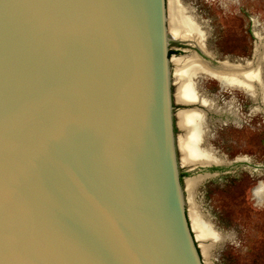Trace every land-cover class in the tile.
<instances>
[{
    "label": "water",
    "instance_id": "water-1",
    "mask_svg": "<svg viewBox=\"0 0 264 264\" xmlns=\"http://www.w3.org/2000/svg\"><path fill=\"white\" fill-rule=\"evenodd\" d=\"M172 40L167 0H0V264H205Z\"/></svg>",
    "mask_w": 264,
    "mask_h": 264
},
{
    "label": "rangeland",
    "instance_id": "rangeland-1",
    "mask_svg": "<svg viewBox=\"0 0 264 264\" xmlns=\"http://www.w3.org/2000/svg\"><path fill=\"white\" fill-rule=\"evenodd\" d=\"M173 1L182 8L188 17L195 18L200 23L205 31V48L215 59L241 62L240 58H249L253 53L256 41L253 34L257 33L261 39H264V0ZM256 21L259 26H252V22L255 23ZM260 49L262 94L264 93V43H262ZM212 76L210 73L203 72L194 77L197 92H199L196 83L198 77V84L206 93L214 92L220 88L219 83L216 81L217 78L214 79V76ZM230 92L228 95L233 96L235 99L232 100L234 107H239L237 103H241L239 98L243 96L242 91L240 89H230ZM220 93L227 94L225 90H221ZM199 94L209 103L205 93ZM259 105L261 111H264L263 100L259 102ZM213 117L226 119L225 116L214 115ZM227 118L232 121V114H228ZM260 118L262 120L260 136L255 135L245 125L237 127L231 123L227 131H223L222 136L225 137V144L223 145L227 146L226 152L231 162L227 167L220 169L218 175L211 177L209 174H195L186 177H202L197 185L193 189L191 188V192H193L187 200L188 212H191V210L196 211L212 225L209 217L203 212L209 210L215 216L217 225L223 230H219L212 225L213 229L220 235V238L215 239L214 243H211L208 239L204 241L197 238L200 250L201 245L205 243L210 245L209 249L201 251L205 264H264V205L254 204L250 189L256 183V179L249 173L250 167H256L254 163L264 161V112L261 113ZM235 119L237 120V118ZM204 127L206 128L205 121ZM202 145L208 147L205 143V136H203ZM249 152L257 154V156L252 159L242 157L244 160L239 157L237 160L240 161H232L234 156ZM211 155L214 160L209 163L214 164L212 163L214 161L216 165L224 164L221 157L216 156L214 153H211ZM224 161L228 163L226 160ZM220 171H228L229 173L224 175ZM209 177L211 179L204 183L207 194L204 198H201L200 207V201L197 202L195 199V188ZM226 230H235L237 232L236 237L232 238V233L224 232Z\"/></svg>",
    "mask_w": 264,
    "mask_h": 264
},
{
    "label": "bare ground",
    "instance_id": "bare-ground-1",
    "mask_svg": "<svg viewBox=\"0 0 264 264\" xmlns=\"http://www.w3.org/2000/svg\"><path fill=\"white\" fill-rule=\"evenodd\" d=\"M167 9L169 14V33L172 39L188 40L196 42L201 48H204L205 31L202 29L200 23L195 18L188 17L182 8L173 0H167ZM258 41L256 43V63L254 67L250 64L246 66L234 65L226 63L223 66L224 74L222 72H213L203 64L204 61L196 57L195 54H190L184 57L177 58L176 68L173 75L177 80V95L183 102H200L204 106L207 101L202 95L198 94L194 84V77L199 73H210L216 77L221 84H231L241 86L246 89L252 98L264 101V93L260 79L259 63H260V47L264 43L259 34L255 33ZM264 38V37H263ZM254 61V62H255ZM230 104V103H229ZM229 109V108H228ZM233 113V112H232ZM179 123L184 128V134L179 137V145L182 150L183 162L195 164H208L214 160L211 155V150L207 146H203L201 140L204 132V114L201 110L187 109L179 111ZM214 162V161H213ZM201 176H193L184 180L185 192L187 200L191 194V188L201 180ZM264 182H259L256 187L252 189L253 198L259 201L263 198ZM194 236L202 240L219 239L220 235L213 229L212 225L204 220L196 211L191 210L188 213ZM214 242V241H213ZM212 243V242H211ZM210 245H201V251L209 249Z\"/></svg>",
    "mask_w": 264,
    "mask_h": 264
},
{
    "label": "flooded vegetation",
    "instance_id": "flooded-vegetation-1",
    "mask_svg": "<svg viewBox=\"0 0 264 264\" xmlns=\"http://www.w3.org/2000/svg\"><path fill=\"white\" fill-rule=\"evenodd\" d=\"M252 20V18H251ZM252 26H259V23L256 21L255 23L252 22ZM256 38V41L254 43L253 53L249 58H240L241 66H246L250 63L251 59L255 61L256 58V48L255 45L257 43V37L255 34H253ZM205 39V38H204ZM205 44V43H204ZM256 51V52H255ZM261 52V49L259 50ZM190 54H195L196 57L200 58V60L204 61L203 64L207 66V61H209L210 64H217V62H221L222 60L215 59L211 54L208 52V50L205 48H201L200 45H198L196 42L194 43H185L183 40H172L169 44L168 48V55L170 58V66H171V74H172V84H171V91H172V104H173V125H174V132L176 137V145H177V157H178V164H179V175H180V181L183 186L184 194L186 196L185 192V186H184V179L188 176L195 175V174H209L211 177H214L215 175L219 174V170L227 167L230 164V160L228 159V153L226 152L227 146H224V138L222 136V133L227 131L229 124H233L237 127H243V125L247 126L249 130H252L255 135L260 136L261 133V113L264 111H261V107L259 105V99H253L251 94L245 90L244 88H239L238 86H229L226 84H221L215 77L216 81L219 83L220 88H218L214 92L206 93L198 84V77L196 79V83L198 85L199 93H205L208 97L209 103H207L206 106L201 104L200 102H194L187 104L188 102H183L180 98H178L177 95V80L174 78L173 72L176 68V59L179 57H184ZM175 59V60H174ZM257 59V58H256ZM261 59V58H260ZM228 61V64L230 63H237V62H230L227 59H223ZM256 62V61H255ZM208 67V66H207ZM209 68V67H208ZM260 68V76H261V61L259 63ZM213 72H217L215 70H212ZM211 76V75H210ZM211 77V78H212ZM195 84V83H194ZM196 88V87H195ZM230 89H240L242 91V98H239L241 100V103H237L239 107H234V104L232 100H235L233 96H229L228 93L230 92ZM225 90L227 94H221L220 91ZM197 91V90H196ZM231 101V102H230ZM230 103V104H229ZM229 108V109H228ZM187 109H197L201 110L204 114V121L206 123V128L204 127L203 136H205V143L208 145V147L211 150V153H214L216 156H219L223 159L224 164H218L216 165L215 162H212L214 164H205L198 162L197 164H190L183 162L182 158V150L179 145V137H181L184 134V128L179 123V111L181 110H187ZM233 112V113H232ZM228 114H232V121L231 119L227 118ZM214 115L218 116H225L226 119L222 118H215ZM257 116V117H256ZM255 117V118H253ZM237 118V120L235 119ZM253 122V123H252ZM224 131V132H223ZM206 134V135H205ZM181 135V136H180ZM208 138V139H206ZM201 143L203 144V138L201 140ZM222 145V146H220ZM257 154L254 153H243L241 155L234 156L232 161H240L237 160L239 157H247L248 159L255 158ZM224 160H226L228 163H226ZM241 160H244L242 158ZM252 163V162H251ZM254 163V162H253ZM256 167H250V174L252 177L256 179V183L251 187L250 191L252 194V189L258 185L259 182H264V161L254 163ZM222 174H228V171H220ZM211 177L206 178L203 180L196 188H195V199L197 202L200 201V207H201V198H204L207 194V188H205L204 183L208 182ZM253 198V196H252ZM254 199V198H253ZM254 204L258 206L264 205V190H263V198L259 201H256L254 199ZM203 211V209L201 208ZM210 219L212 225H214L215 228L222 230L218 225L215 216H213L212 213H210L209 210L203 211ZM223 231V230H222ZM224 232H230L232 233V238L236 237L237 232L235 230H226Z\"/></svg>",
    "mask_w": 264,
    "mask_h": 264
},
{
    "label": "crops",
    "instance_id": "crops-1",
    "mask_svg": "<svg viewBox=\"0 0 264 264\" xmlns=\"http://www.w3.org/2000/svg\"><path fill=\"white\" fill-rule=\"evenodd\" d=\"M195 185H197V183L195 184ZM194 187V186H193ZM193 187H192V189H193ZM193 192V191H192ZM192 192H191V195H192ZM190 198H191V196H190ZM186 200H187V196H186ZM187 205H188V201H187ZM189 213V212H188ZM202 214V213H201ZM205 216V215H204ZM215 242V240H211L210 242H212V243H214ZM205 244H207V243H205ZM211 244V243H210ZM199 245V244H198ZM212 245V244H211ZM199 249H200V246H199ZM200 252H201V250H200ZM202 254V253H201ZM203 256V255H202Z\"/></svg>",
    "mask_w": 264,
    "mask_h": 264
}]
</instances>
